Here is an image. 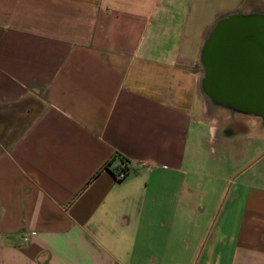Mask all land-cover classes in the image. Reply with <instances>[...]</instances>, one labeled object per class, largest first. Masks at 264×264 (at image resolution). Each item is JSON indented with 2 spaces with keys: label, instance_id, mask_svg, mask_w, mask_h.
<instances>
[{
  "label": "crops",
  "instance_id": "0c3cea01",
  "mask_svg": "<svg viewBox=\"0 0 264 264\" xmlns=\"http://www.w3.org/2000/svg\"><path fill=\"white\" fill-rule=\"evenodd\" d=\"M245 73L264 75V0H0V124L29 115L0 148V264H177L204 128L264 120V97L215 94ZM229 202L192 264H264V162Z\"/></svg>",
  "mask_w": 264,
  "mask_h": 264
},
{
  "label": "rangeland",
  "instance_id": "374dc122",
  "mask_svg": "<svg viewBox=\"0 0 264 264\" xmlns=\"http://www.w3.org/2000/svg\"><path fill=\"white\" fill-rule=\"evenodd\" d=\"M207 109L217 116L226 114L224 109H218L209 102ZM3 117L5 119L0 124L4 128L0 130V148L8 146L22 132L29 115L13 111ZM234 121L233 118L226 123L217 124L212 137L204 128L201 133L203 140H199L202 148L197 154L196 175L189 171L182 174L187 186L190 181L197 185L198 193L189 201L183 202L187 205L183 209L187 211V216L183 217V233L172 240L175 248L170 250L176 255L177 264H192L195 261L200 246L211 241L213 229L224 220L230 197L239 181L264 162L262 158L247 172H241L251 157L264 148V120L260 121L255 117L246 121L238 120L239 131L225 135L223 130H233ZM213 124L216 126V123ZM185 168L187 167L184 170ZM198 243L199 249L195 252L194 248Z\"/></svg>",
  "mask_w": 264,
  "mask_h": 264
},
{
  "label": "water",
  "instance_id": "95a60500",
  "mask_svg": "<svg viewBox=\"0 0 264 264\" xmlns=\"http://www.w3.org/2000/svg\"><path fill=\"white\" fill-rule=\"evenodd\" d=\"M219 61L222 62V59H219ZM241 75L243 78H245V82L243 83L241 88L238 87L236 90L229 91L225 90V88H219L215 90L216 96H221L223 101H246L247 103H251V101H259L261 97H264V88L260 89L259 84L257 86L258 89H256L255 87L257 83H260L261 79L262 83L264 82V75H256L250 73H245ZM205 76L208 80L209 74L207 73L205 74ZM216 76H219L220 79H223L225 75L224 73L219 72L218 74H216ZM220 85H224L223 82H221Z\"/></svg>",
  "mask_w": 264,
  "mask_h": 264
},
{
  "label": "flooded vegetation",
  "instance_id": "af4514ba",
  "mask_svg": "<svg viewBox=\"0 0 264 264\" xmlns=\"http://www.w3.org/2000/svg\"><path fill=\"white\" fill-rule=\"evenodd\" d=\"M226 59L225 60H228V62H232V54H231V51H228L227 53H226ZM242 61H243V59H241ZM247 60V59H246ZM228 102H233V100H231V101H228ZM225 106H226V108L228 109V110H232L231 111V113H234L233 111L235 110V108H234V106L232 105V104H229V103H227V104H225Z\"/></svg>",
  "mask_w": 264,
  "mask_h": 264
},
{
  "label": "built area",
  "instance_id": "2783aa9c",
  "mask_svg": "<svg viewBox=\"0 0 264 264\" xmlns=\"http://www.w3.org/2000/svg\"><path fill=\"white\" fill-rule=\"evenodd\" d=\"M128 174V169L125 166L120 167L116 172L117 179H123Z\"/></svg>",
  "mask_w": 264,
  "mask_h": 264
}]
</instances>
